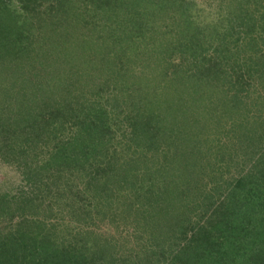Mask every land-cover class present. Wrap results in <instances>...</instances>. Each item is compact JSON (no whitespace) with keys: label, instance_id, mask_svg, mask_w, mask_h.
Instances as JSON below:
<instances>
[{"label":"trees","instance_id":"trees-1","mask_svg":"<svg viewBox=\"0 0 264 264\" xmlns=\"http://www.w3.org/2000/svg\"><path fill=\"white\" fill-rule=\"evenodd\" d=\"M64 1L60 0L58 5H63ZM241 1L239 12L231 14L232 7L229 8L228 4L222 1L213 10L207 11L205 8L198 9L187 0H137L138 5L144 4V11L140 12L139 27L146 25V22H142L143 14L146 13L148 16L151 11H157L166 4L176 12L175 21L179 25L172 34L175 33L178 37L175 41L177 48L181 49L179 50L181 54L182 51H191L196 61L194 63L200 66L192 64L188 71L180 61L179 65L173 64L175 68L171 74L164 68L165 72L156 66L147 68L141 81L145 86L160 89L158 92H152L153 95L156 94V102H149L147 99L142 102L122 89L121 99L117 105L119 108L116 109L117 113L113 112L115 114L113 119L109 117L106 119L104 115H100L101 124L96 125L86 115L78 113L76 104L69 99L64 98L61 102H54V98H58L56 90L64 94L71 83L74 86L87 83L76 68L84 67L81 71L87 73L85 66L91 64L90 59H87L89 53L76 57L70 53L72 49L61 45L67 43L65 37L72 36V33L64 34L59 28L57 30V22L54 23L55 26L52 24L49 28L43 29L42 33L45 32L46 36L44 42H41L40 36L30 31L35 28L34 25L32 28L27 23L19 24L18 7L15 6L14 0H0L1 121L6 111L8 89L17 85L13 83L11 67L13 65L19 67L20 63L26 60H33L36 63L45 49L54 52L57 48H65L63 52H68L67 57L64 58L66 62L55 64L58 72L52 73L47 82L38 78L39 67L36 72L34 70L36 67L32 66L34 74L29 73V76L37 78L36 83L30 82L34 86L32 90L34 97L42 96V93L45 96V102L43 98L41 99L43 104L41 106L44 109L39 110L35 122L40 123L46 119L54 126L53 138H50L66 140L64 143L57 142L56 145L61 147L57 158H52L47 164L41 163L38 171H33L32 174L35 184L41 185L43 191L47 188L48 191L43 193L48 198L51 190L48 184L42 183L44 179L47 183L50 182L49 180L53 182L61 180L66 187L63 188L74 197V201L70 202L66 209L69 221L59 220L57 224L47 223L52 214L50 209L43 211L42 208L46 214L44 216L49 217L47 221L43 218L39 219L34 214L40 209L34 200L24 199L22 196L21 198L17 196L14 200L8 197L5 200L0 199V264H100L101 261H103L101 264H140L144 256H155L160 252L163 254L166 246L168 249L171 247L168 250L169 258L171 260L174 258L173 261L177 264H264V184L263 186L259 182L245 186L240 182L232 184L224 199L220 191L218 194L215 193L217 188L213 190L214 193L210 192L203 199L196 194L200 185L198 178L200 176L202 178L206 171V162L203 163L202 159L210 155L216 143L217 151L225 150L222 143H213L211 139L208 142L203 132L205 119H210L211 124L216 125L215 130L220 131L224 128L223 122L226 116L241 117L245 113L243 109L247 107L246 103L235 95L229 97L227 90L229 86H232L235 94L240 97H243V92L246 90L245 85H254L251 86L254 88L258 85L264 88V0ZM24 8L26 9V6ZM225 24L224 31L221 28ZM179 27L180 31H178ZM92 42L83 50L89 51L91 45L98 44V39ZM175 59L172 57L171 63H174ZM131 62L134 61L129 59L128 64L119 72L130 71L128 65ZM114 63L113 68L117 65L116 62ZM133 70L138 72L136 68ZM158 71H161V75ZM104 73L106 74L107 70ZM9 77L10 83L4 88ZM100 77L106 80L104 83L98 80L103 84L106 92H109L113 85L117 86L118 82L114 75L106 77L100 75ZM158 77L163 80H160L159 84L155 83ZM182 77H184L183 81L179 82ZM253 82L257 84H252ZM126 86L124 85L125 89ZM140 92L141 90L137 91V94ZM13 99L17 101V97ZM54 104L58 106L55 107ZM19 108L23 113H25L24 109H27V107ZM16 109L11 107V112H15ZM209 111L212 112L210 118H208ZM173 113L176 118L178 116L177 124L173 120ZM120 117L135 121L134 134L138 135L140 132L144 137L147 136L151 147L160 150L165 146V150L160 151V153L170 151H166L165 154H173L175 149L174 155L179 153L180 158L177 157L176 160L175 157L174 164L165 165L166 167L160 165L156 169L150 167L151 162L146 165L143 162V166L139 169L137 163L143 158L141 153L128 146L124 150L121 149V146L126 144L120 142L114 133L113 127L118 125ZM248 120L254 121L255 124L260 123V118L250 117ZM16 122L15 118L13 123ZM87 123L89 125L86 127ZM165 125L167 127H164ZM241 127L235 128H240L241 131ZM243 129L245 130L246 126ZM157 130L159 133L156 135ZM6 132L9 134V131ZM34 132L37 133L39 130L35 128ZM214 133H210L209 136L216 135ZM159 134L162 139H155ZM150 137L156 140L155 145L150 141ZM6 138L11 140L5 141L1 147L2 159L5 156L15 157L16 150L13 145L20 143V140L13 143L15 140L13 135H7ZM203 141L207 146H211L210 150ZM261 145L264 152V142ZM92 151L99 153V157L97 156L95 161L92 158L91 165L89 163V167L86 168L83 161ZM56 154L57 152L54 151L51 157H56ZM112 156L115 159L130 160L133 165L125 162V168L117 173V169H113L107 163ZM261 160H264V154ZM95 162L98 165V174L102 176L95 174ZM53 163L56 165V175L52 173ZM153 164L155 159L152 161ZM255 168L258 169V163ZM101 178L105 188L101 183L96 182ZM155 180L158 184L156 188L155 183L149 184V181ZM130 184L133 187L129 186ZM152 187L154 189L150 190ZM134 188L139 190V196L133 194L132 197H135V202L141 205L126 206L125 202L128 200L126 189ZM164 190L169 193L171 200L163 206L159 203L161 201L159 194ZM145 197L149 205H157L160 212L142 204ZM60 198L62 199V195ZM148 208L150 211L143 219L145 223L143 227L148 229L146 236L149 240L147 243L149 250L139 251L137 246L129 245L128 240L111 236L104 238L96 231H92L97 221L104 223L110 211L111 220L115 222L116 217L127 219L132 213L138 216ZM125 212L128 216H124ZM173 214L179 215L180 218ZM194 216H202L205 220L204 224L200 226L198 222L193 225L192 222H188L187 218ZM184 217L187 219L186 222ZM134 220L136 225H141L139 218ZM9 221L16 222L8 225ZM207 221L212 222L211 226H207ZM190 226L192 227L188 229ZM119 229L120 227L117 231ZM184 241L183 247L179 245L181 251L174 248L175 242Z\"/></svg>","mask_w":264,"mask_h":264},{"label":"rangeland","instance_id":"rangeland-1","mask_svg":"<svg viewBox=\"0 0 264 264\" xmlns=\"http://www.w3.org/2000/svg\"><path fill=\"white\" fill-rule=\"evenodd\" d=\"M59 1L60 0H14V4L18 7V14L20 17L19 24L27 23V25L30 24L32 28L34 25L35 28L33 29H35V31L33 29L30 31L32 33H37L40 36L39 40L41 42H44L43 39L46 36L45 32L42 33L43 29H47L57 22V30L59 28L64 34L72 33V36L65 37L67 43H61V45H64L68 49H72L70 53L76 57H81L83 54L89 53L88 56L85 55L88 57L87 59H90L89 61H91V64L87 65L89 67L85 66L87 73H84V70L83 72L81 71L84 67L80 68L78 66V68H76L82 73L87 83L85 85L79 84V86H74L71 83L69 85L70 87L65 90L64 94H62L61 91L56 90L55 93L58 98L55 97L54 102H61L64 98L65 100L69 99L76 104L78 113L86 115L87 118L94 121L96 125L101 124L102 118L100 115H104V118L106 117V119L108 117L113 119L115 115L113 112L117 113L116 109L119 108L117 105L121 99L120 93L122 89L127 91L129 93L128 95L136 96L142 102L146 99L149 102H156V94L153 95L152 92H158L160 89L156 90L157 88L155 89L150 86H145L141 81L147 68H154V66H156L157 68L159 67L161 71L165 72V70H168V73L171 74L175 68H173V66L179 65L180 61L188 71H190L192 64L200 66V64L194 63L196 61L191 55V51H182L183 54L179 52L181 49L177 48L175 42L178 37L175 33L172 34L179 24L175 21L174 13L176 12L173 11L168 4L164 7H159L157 11H151L148 16L144 12V20H142V22H146V25L139 27L140 12L141 10L144 11V4L138 5L139 3H137V0H65L63 5H58ZM187 1L194 4L198 9L205 8L207 11L213 10L215 6L222 1L227 3L229 8L230 6L232 7L231 14L239 12V2H242L241 0ZM25 6L26 9L24 8ZM225 27L226 24L221 29L225 31ZM140 29L141 31L139 32ZM178 31H180V27L178 28ZM144 32L146 34H143ZM74 34L78 36H73ZM94 39H98V44L95 46L91 45L89 51H84L83 48L87 47L86 45ZM63 49L65 48L53 49L54 52L45 49L43 55L36 61V63L33 62V60H26L24 63H20L19 67L14 65L11 67V70H13L11 74L14 79L13 83H17V85L8 89L9 92L8 95H6L7 100L5 103L6 111L4 113V119L3 121L0 120V151L5 141L8 140L6 138L7 135H13V139H15L14 141L12 140L13 143L20 140V143L17 142V145H13L16 150L15 157L5 156L3 159L0 157V196H2L0 199L4 198L5 200V198L8 197L9 199L14 200L15 197L19 196L21 198L22 196L24 199L34 200L37 203L36 205L40 206L39 211L34 213L39 219L43 218L47 221L49 217L47 218L44 216L46 214L43 211L44 209H50L49 211L52 214L50 220L47 221L49 224H57L59 220L69 221V215L67 214L66 209L68 208V205L74 201V197L72 194H68L67 189L65 190L63 188L65 186L61 180H57L56 182L49 180L50 182L48 183L47 181L45 182V179L43 180L44 182L42 183L48 184L49 190H51L49 198L43 193L47 188H44L45 190L43 191L41 185L39 186L38 183L35 184L36 181L33 178L34 174H32V172L38 171V166H40L41 163L47 164L52 158L56 159L58 151L61 148L56 145L57 142L64 143L66 140L64 138H59L57 140L50 138L53 136L54 130H52V127L54 126H52V123H48L46 119L43 122L40 121V123L35 122L39 110L44 109L43 106H41V99L43 98V101L45 102V96H43L42 93V96L39 95L36 98L34 97L32 93L34 86L30 82L36 83L35 79L37 78L34 79V76H29V73L34 74L32 66L36 67L34 68L36 72L39 67L40 71L38 69L39 73L37 72L38 78L43 82H47L51 78L52 73L58 72L55 64L66 62L64 58L68 52H63ZM47 51L50 52V55ZM172 57L176 58L174 63H171ZM129 59L134 61L128 65L130 71L126 70V73H120L119 70H122V67L128 64ZM114 62H116L117 65L113 68L112 65L115 64ZM34 63L37 66H35ZM231 63L234 64L232 60ZM134 68H136L138 72H136V70L134 71ZM106 70L107 73L105 74L104 72ZM161 71H158L160 75ZM100 75L105 77L107 75H114L118 82L116 84L117 86L113 85L110 91L106 92L101 83H104L106 80H102ZM183 78L184 77H182L179 82H182ZM98 80L101 82L99 83ZM160 80L159 77L158 79L156 78L155 83L159 84ZM9 83L10 77L5 82L4 88L7 87ZM252 84L257 83L253 82ZM124 85H127L126 89L128 90L125 89ZM50 86H52V83ZM245 86L246 90L243 92V97L245 99L235 94V90H233L232 86H229V89L227 88L228 93L230 94L229 97L235 95L247 105V107L243 109V111L245 110V113H243L241 117L226 116L223 122L224 128L220 131L215 130L216 125L213 126L210 119H205V122L203 123L205 126L203 132L206 135L205 137L208 138V142H210L211 139L213 143H222L224 144L225 150L217 151L218 148L216 147V143L214 144L210 155L202 159L203 163L206 162V171L202 178L201 176L198 178L200 185L196 190L197 196H201V199L208 196L207 194L214 189L216 190V188L218 190H216L215 193L218 194L220 191L222 199H224L229 192V186L237 184L238 182L243 184V186L254 182H259L262 186L264 184V160H261V157L264 154L261 145V143L264 142V88L258 85L256 87L257 89L251 87L254 85ZM140 90V94H137V91L139 92ZM229 90L232 93L229 92ZM224 93H226V90ZM14 97H17V101L13 99ZM48 97H51V95H48ZM46 100L48 102L47 97ZM54 106L57 107L58 104H54ZM11 107L14 109L17 108L15 112H11ZM19 107H27V109H24L25 113H23V111L21 112ZM180 111L181 110H179V112ZM211 113V111L208 112V118H210ZM172 117L177 124L178 116L176 118L173 113ZM172 117L170 116V120L173 122ZM250 117L251 119L254 117L260 118V123L255 124L254 121H249L248 119ZM15 118L17 120L16 124L13 123ZM120 118L121 119L117 123L118 125L113 127L114 133L118 136L120 142L126 144L121 146V149L124 150V148L128 146L141 153L140 155L143 157L141 162L135 160L138 162L137 166L139 169L143 166V162L145 165L151 162L150 167L153 166L156 169L160 167V165L166 167L168 164H174L173 160L175 157L176 160L180 158L179 153L174 155L176 152L175 149L174 151L172 150L173 154H165L166 151L170 152L169 150L160 153L161 150H165V146L160 150L154 149L150 146L147 136L144 137L140 132H138V135L134 134L133 125L136 123L135 121H132L131 119L125 120L123 117ZM246 119L247 121H245ZM234 122L235 124H233ZM88 125L89 124L87 123L86 127ZM240 126L243 128L246 126V129L244 130L241 127L240 131V128H235ZM164 127H167V125ZM35 128L36 130L38 129L39 132L35 133ZM6 131H9V134H7ZM149 132H151V130ZM158 133L159 130H157L156 135ZM210 133L216 135L209 136ZM155 139L161 140L162 136L159 134ZM155 139L150 137V141L153 145L156 143ZM10 140L11 139L8 141ZM203 143L205 142L203 141ZM205 146L210 150L211 146H207L206 143ZM54 151L57 152L56 157H51V154H54ZM96 153L97 152L92 151L86 160L83 161V165L86 164V168L89 167V163L91 165L92 158L95 161V158L97 156L99 157V153ZM152 155H155V157ZM223 155L224 157H222ZM115 156L117 157L118 154ZM154 159L155 164L152 165ZM78 160L80 159L78 158ZM258 160L261 161V163H259ZM54 161L55 160H53V162ZM125 162L133 165L130 160L124 158L115 159L113 156L107 163L113 167V169H117V173H119L125 168ZM257 163L258 169L255 168ZM53 165L52 173L56 175V165L55 163H53ZM95 165V174L97 173V176H102V174H98L99 170L97 162H95ZM90 174H92L91 171ZM102 181V178L96 180L97 183H101L102 187L105 188ZM153 183H155L154 187L156 188L158 185L157 180L154 182L149 181L150 185ZM129 186H132V184ZM154 187L150 188V190H153ZM126 190L128 198L125 202L126 206L135 204L141 205L140 203L138 204L135 202V197H132L133 194L139 196V190L136 188ZM61 195L62 199L60 198ZM146 197L142 204L146 207L148 205V207L160 212L157 205H149L148 201H146ZM159 197L161 199L159 203L163 206L166 202L171 200L169 193L166 190H164L163 193H160ZM66 204L67 206H65ZM150 208H148L146 212H141V215L138 216L136 213H132L128 216L125 212L124 216H128V218L122 219L121 217H116V219L114 218L115 222L111 220L110 211L105 218L104 223L97 221V225L93 226L92 231H96L97 234L104 238L111 236L118 239L128 240L129 245L133 244L134 246H137L139 251L149 250L147 248L149 240L146 236L148 229H144L143 226L145 223L143 222V219L148 215ZM169 212L171 214L173 213L172 211ZM163 214H165V212ZM122 215L123 214H121V216ZM173 215L177 216L178 219L180 218L179 215ZM135 218H139L138 221H140V226L136 225ZM187 219H189L188 222H192V225L198 222L197 224L202 226L205 222V220L202 219V216L188 217ZM187 219L184 217V222H186ZM15 222L16 221H9L8 225L15 224ZM211 223V221H207V226H211ZM118 227H120L119 231H117ZM191 227L192 226L188 227V229ZM49 242L51 243V241ZM183 244H185V241L175 242L174 248L180 250L181 248L179 245L183 247ZM169 249H171V247H169ZM169 249L168 246H166L163 254L160 252L155 256H144L140 264H177L173 261L174 258L173 260L169 258ZM101 263H103V261H101Z\"/></svg>","mask_w":264,"mask_h":264}]
</instances>
